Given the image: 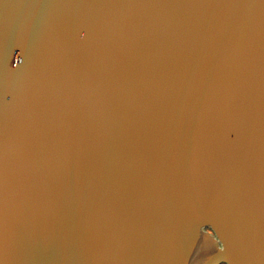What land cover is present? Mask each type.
<instances>
[{
    "label": "water",
    "instance_id": "obj_1",
    "mask_svg": "<svg viewBox=\"0 0 264 264\" xmlns=\"http://www.w3.org/2000/svg\"><path fill=\"white\" fill-rule=\"evenodd\" d=\"M0 264H264V0H0Z\"/></svg>",
    "mask_w": 264,
    "mask_h": 264
}]
</instances>
